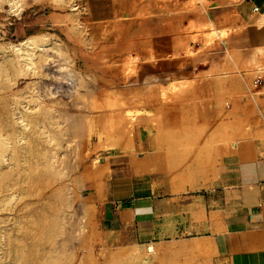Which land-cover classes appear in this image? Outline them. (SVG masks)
I'll use <instances>...</instances> for the list:
<instances>
[{
    "label": "rangeland",
    "instance_id": "374dc122",
    "mask_svg": "<svg viewBox=\"0 0 264 264\" xmlns=\"http://www.w3.org/2000/svg\"><path fill=\"white\" fill-rule=\"evenodd\" d=\"M6 1L0 3V44L47 36L64 51L37 75L0 76V107L11 109L28 87L49 105L34 115L47 135L29 130L50 157L30 158L37 166L28 185L12 184L9 172L0 176V199L30 189L0 217L9 215L11 225V217L25 222L26 212L35 214L39 233L26 240L31 264H197L199 257L210 263L202 257L207 251L196 253L198 259L192 251L200 240L126 241V231H112L103 208L83 191L105 198L119 179L151 176L176 194H194L218 173L223 153L264 124L251 96L264 86L261 68L242 75L231 64L203 71L206 64L194 62L196 46L217 38L211 25L192 16L208 0H23L18 10ZM61 208L71 213L66 223Z\"/></svg>",
    "mask_w": 264,
    "mask_h": 264
},
{
    "label": "crops",
    "instance_id": "0c3cea01",
    "mask_svg": "<svg viewBox=\"0 0 264 264\" xmlns=\"http://www.w3.org/2000/svg\"><path fill=\"white\" fill-rule=\"evenodd\" d=\"M192 16L217 33L212 42L196 46L194 62H204L203 71L218 62L219 68L231 64L242 75L252 74L254 66L264 72V0H208ZM251 96L264 119V86ZM223 154L218 173L191 196L176 194L150 176L140 182L119 179L105 198L94 189H85L83 197L103 208L112 231H126V241L200 240L207 264H264V124L253 126L233 152Z\"/></svg>",
    "mask_w": 264,
    "mask_h": 264
},
{
    "label": "bare ground",
    "instance_id": "6f19581e",
    "mask_svg": "<svg viewBox=\"0 0 264 264\" xmlns=\"http://www.w3.org/2000/svg\"><path fill=\"white\" fill-rule=\"evenodd\" d=\"M2 1L3 0H0V3ZM7 1L11 5V7L18 10V7L21 5L23 0H7ZM54 1L63 4L64 2L67 3L66 1L68 0H54ZM69 5H72V4H69ZM74 14L76 13H73V15ZM78 25L79 24H77L76 27ZM76 27L75 29H77ZM79 29H81V27ZM36 37L37 38L30 36L29 38H27L25 41H22L21 43L0 44V76L3 71H6L8 76H11L15 72L30 73L33 75H37L41 73L43 64L48 63L51 59H54L52 57H54L55 55L62 54L63 47L61 45V42L58 39L50 38L47 36L46 37L36 36ZM61 67L64 69L66 66L62 64ZM68 73L70 72H67V74ZM20 93L21 94H19L20 96L18 98L15 97L16 101L14 102V104H12L13 106H11L12 107L11 109L9 108L7 109L6 107L4 108L2 106L0 107V166H1L0 176L2 174L7 175L8 173L6 172H9L11 174L10 176L7 175V177H10V182L12 184L18 185V183L19 182L21 183V180H22L26 185H28L29 182H32L30 181L32 177L31 173L34 170V168L37 166V164L35 166L34 164L33 165L31 164L32 159H34L36 155H40L41 158H44V159H48L50 157L49 151L45 149L46 147L45 148L43 147L44 145L40 146V144L36 140L37 137H35L36 134H43L44 137L47 135V130L44 128L41 122L37 121L36 119L37 116L35 115V113H37V110L40 109L42 106H45L48 109L49 105L45 101L41 100L37 95H35L34 90H30L29 87ZM15 96H18V95H15ZM34 115L36 116L35 118H34ZM55 117L53 115V118ZM30 126L36 129L38 128L41 131L39 133H36L35 136H33L34 134L33 132H31L32 128L29 130ZM36 131L38 130H35V132ZM20 156L22 157V159L20 160L21 161L23 160L22 164L21 163L18 164L17 162ZM7 157L10 160V164L6 163ZM30 158L32 159L30 160ZM5 165H7L9 169L5 168ZM42 177H45V176H42ZM10 186L12 188V185ZM21 189H24V188H21ZM13 190H16V188L15 189L13 188ZM29 190L30 189L27 186L25 187V190L19 191L15 194L14 193L8 194L9 193L8 192L7 195L1 197L0 199V210L6 211V210L12 209L11 206L15 204L18 197L28 195ZM68 207H70V205H68L67 208ZM61 210H58V211H61L58 215L60 220L63 221L65 218L67 217L69 218L71 213L66 210H63L62 208ZM25 214L29 216L27 220H25V222L21 218H19L18 217L19 215H18V216L10 218L11 225L7 224L9 215L7 217L6 216L0 217V264L1 263L4 264L6 262L8 264H31V260L28 258L27 249L28 248L32 249V245H27L26 240L35 238L39 232H38V229L35 230V227H34L35 219H36L35 214L33 212L32 213L26 212ZM63 222L66 223V221H63ZM62 228H64V226H62ZM60 230H61V227H60ZM11 240H14L15 242H17L16 245H14V248H11L9 245V242ZM153 245L151 244L148 245L147 250L149 252L155 253L156 255L157 251L155 249V246ZM205 249L206 248H204L203 243L197 242L194 245L192 251L195 257L198 259V257L196 256V253L204 252ZM129 257H136V255L131 252L129 254ZM196 262H197L196 260H193V261H189L186 264H196Z\"/></svg>",
    "mask_w": 264,
    "mask_h": 264
}]
</instances>
